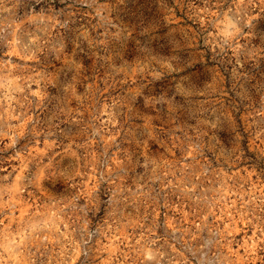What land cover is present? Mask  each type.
I'll use <instances>...</instances> for the list:
<instances>
[{
    "label": "clouds",
    "instance_id": "1",
    "mask_svg": "<svg viewBox=\"0 0 264 264\" xmlns=\"http://www.w3.org/2000/svg\"><path fill=\"white\" fill-rule=\"evenodd\" d=\"M0 264H264V0H0Z\"/></svg>",
    "mask_w": 264,
    "mask_h": 264
}]
</instances>
